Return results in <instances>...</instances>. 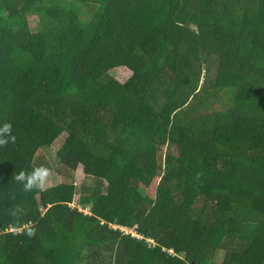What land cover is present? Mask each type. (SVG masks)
Here are the masks:
<instances>
[{
	"label": "trees",
	"instance_id": "obj_1",
	"mask_svg": "<svg viewBox=\"0 0 264 264\" xmlns=\"http://www.w3.org/2000/svg\"><path fill=\"white\" fill-rule=\"evenodd\" d=\"M4 123L0 264H264V0H0Z\"/></svg>",
	"mask_w": 264,
	"mask_h": 264
},
{
	"label": "rangeland",
	"instance_id": "obj_2",
	"mask_svg": "<svg viewBox=\"0 0 264 264\" xmlns=\"http://www.w3.org/2000/svg\"><path fill=\"white\" fill-rule=\"evenodd\" d=\"M28 22H29V26L32 30L36 29V21L34 20V17H29L28 18ZM109 77L111 78V80L115 83H117L118 85H122L123 83H125L127 81V79L130 78L131 73L130 71L124 69V68H117L114 70H111L108 73ZM159 98H161V96H159ZM217 108V107H216ZM62 143V138L58 141V146ZM52 157H54V155H51ZM35 162H37L39 165L41 166H45L47 168V174L43 177V181H42V187L46 188V187H51L54 186L62 181H68V182H74L75 186L84 184L85 185H91L90 182H88L87 180H85L86 178H84V175L82 174V170L81 167H77L75 170H68L65 168H51V166L48 164V160L46 155H43L42 153H39L36 155L35 158ZM157 178L155 177L153 179V181L151 182V184L148 186L147 190L148 191H153L157 182ZM205 199L202 197H199L195 207L196 208H200L202 205H206L205 204ZM209 203V202H208ZM216 207H218L220 210L226 209L227 208V202L225 200H216L215 201ZM75 206L74 201H72L70 203V206ZM214 205V203L212 204ZM215 207V205H214ZM215 207V208H216ZM217 209V208H216ZM84 213H86V210L82 211ZM122 231L124 230L123 228H121ZM127 233H130L132 235V237H135L136 234L133 230H125Z\"/></svg>",
	"mask_w": 264,
	"mask_h": 264
},
{
	"label": "clouds",
	"instance_id": "obj_3",
	"mask_svg": "<svg viewBox=\"0 0 264 264\" xmlns=\"http://www.w3.org/2000/svg\"><path fill=\"white\" fill-rule=\"evenodd\" d=\"M10 130V124L4 123L2 127H0V133L7 134ZM2 142V141H0ZM47 174V170L44 168L35 169L32 173H30L27 177L21 173L17 176L18 180L24 181L26 179V183L24 184L25 189H30L32 187H39L43 181V177ZM124 229V228H123ZM125 231V229H124ZM136 237V236H135Z\"/></svg>",
	"mask_w": 264,
	"mask_h": 264
}]
</instances>
